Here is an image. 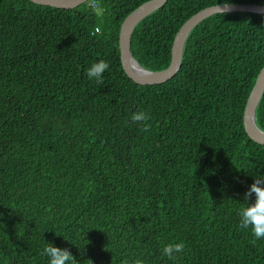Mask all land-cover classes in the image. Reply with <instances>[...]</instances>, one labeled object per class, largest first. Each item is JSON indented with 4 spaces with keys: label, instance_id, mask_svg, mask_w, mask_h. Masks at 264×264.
<instances>
[{
    "label": "trees",
    "instance_id": "obj_1",
    "mask_svg": "<svg viewBox=\"0 0 264 264\" xmlns=\"http://www.w3.org/2000/svg\"><path fill=\"white\" fill-rule=\"evenodd\" d=\"M144 1L100 0L98 16L0 0V264H48L49 242L78 264H264V240L253 244L237 214L264 175V143L243 123L264 13L206 17L176 74L139 84L122 67L119 30ZM221 3L264 0H167L134 27L132 55L166 68L183 22ZM99 60L100 85L86 75ZM138 110L150 131L131 122ZM255 121L264 130V90ZM181 241L175 260L161 255Z\"/></svg>",
    "mask_w": 264,
    "mask_h": 264
},
{
    "label": "water",
    "instance_id": "obj_2",
    "mask_svg": "<svg viewBox=\"0 0 264 264\" xmlns=\"http://www.w3.org/2000/svg\"><path fill=\"white\" fill-rule=\"evenodd\" d=\"M37 4L57 8H74L82 0H30ZM167 0H147L125 16L119 30V50L125 73L139 84H158L172 78L178 71L183 54L185 40L192 29L206 17L224 11H253L264 13V4L258 3H221L207 6L189 17L177 30L171 46V60L166 68L150 70L143 67L132 55L130 44L134 27L147 15L157 10ZM264 90V64L260 68L250 89L243 111V123L247 134L255 141L264 143V130L255 121V109Z\"/></svg>",
    "mask_w": 264,
    "mask_h": 264
},
{
    "label": "clouds",
    "instance_id": "obj_3",
    "mask_svg": "<svg viewBox=\"0 0 264 264\" xmlns=\"http://www.w3.org/2000/svg\"><path fill=\"white\" fill-rule=\"evenodd\" d=\"M82 4L92 10L94 14L102 15L103 8L100 0H82ZM91 35H102L101 29L97 27ZM108 68L109 64L106 61L99 60L86 69V75L89 80H94L100 85L103 84V73ZM149 119V114L144 110L135 111L130 116L131 122L139 125L140 130L144 132L150 131L151 125L147 123ZM237 214L239 228L250 230L253 236V244L257 240H264V175L257 174L254 176L253 183L243 194V204L238 209ZM184 249L185 244L183 241L168 243L162 248L161 255L168 257L170 260H175L177 254L182 253ZM40 254L47 256L48 264H78L71 251L67 248L54 246L50 242L43 247ZM81 255H83V249H81ZM125 264H127V261ZM132 264H144V262L141 259H135Z\"/></svg>",
    "mask_w": 264,
    "mask_h": 264
}]
</instances>
